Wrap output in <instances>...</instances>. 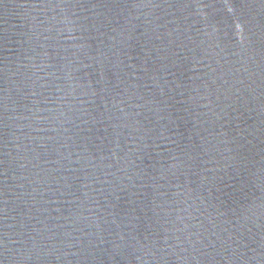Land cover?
I'll use <instances>...</instances> for the list:
<instances>
[{
  "label": "water",
  "instance_id": "1",
  "mask_svg": "<svg viewBox=\"0 0 264 264\" xmlns=\"http://www.w3.org/2000/svg\"><path fill=\"white\" fill-rule=\"evenodd\" d=\"M0 264H264V0H0Z\"/></svg>",
  "mask_w": 264,
  "mask_h": 264
}]
</instances>
